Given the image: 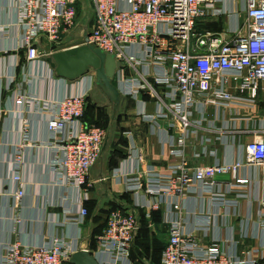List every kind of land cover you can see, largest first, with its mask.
Wrapping results in <instances>:
<instances>
[{
	"label": "crops",
	"instance_id": "0c3cea01",
	"mask_svg": "<svg viewBox=\"0 0 264 264\" xmlns=\"http://www.w3.org/2000/svg\"><path fill=\"white\" fill-rule=\"evenodd\" d=\"M216 7L221 12L211 11L197 19V32L221 34L226 39L247 33L241 27L247 16L245 1L219 2ZM78 33L74 36H80ZM58 42L65 43V47L82 43L77 39ZM21 43L14 0H0V264L11 242L49 245L55 237L65 241L72 254L89 249L101 264H159L172 219L180 222L184 233L194 235L200 249L217 242L230 255L264 264V229L257 221L259 201L264 198V169L249 165L245 150L253 139L254 125L264 126V84L252 98L249 89H241V82L229 76L227 90L236 99L228 106H204L199 98L190 117L193 125L185 146L189 166L242 165L236 178L232 173L217 174L218 184L211 191L195 185L177 199L175 207L176 197L150 195L144 188L129 189L127 180L138 169L148 167L157 173H172L181 160L174 153L178 148L175 140L183 132L180 122H173L170 116H157L156 99L143 91L125 96L114 114L105 95L93 98L96 78L92 82L90 72L69 80L51 68L45 58L62 47L42 35L35 44L48 55L28 62ZM138 48L129 51L137 52ZM165 68L152 65L140 66L139 70L153 77ZM135 78L138 74L127 67L114 82L122 92ZM157 89L167 90L164 86ZM67 94H85L95 105L96 115L103 120L109 115L105 120V146L89 175V198L83 204L88 214L83 222H79L81 192L53 167L61 151L53 144L48 128L55 101ZM17 174L25 189L18 199ZM239 178L248 179V183L230 190L228 183ZM137 201H158L159 208L141 207ZM115 210L135 213L138 218L130 253L118 258L103 251L97 241ZM67 263L72 264L70 259Z\"/></svg>",
	"mask_w": 264,
	"mask_h": 264
},
{
	"label": "built area",
	"instance_id": "2783aa9c",
	"mask_svg": "<svg viewBox=\"0 0 264 264\" xmlns=\"http://www.w3.org/2000/svg\"><path fill=\"white\" fill-rule=\"evenodd\" d=\"M82 1L14 0L22 31L21 47L26 50L28 62L39 60L48 55L35 44L40 36L56 43L78 30L81 44H93L121 61L123 67L118 69L116 78L123 76L127 67L138 74L140 79H132L129 88L121 92L124 97L143 91L156 99L157 116H170L173 122H180L183 132L175 140L178 148L174 153L181 160L172 173H157L153 167L138 169L127 180L129 189L144 188L150 195H172L178 207L177 199L195 185L211 191L218 184L217 174L232 173L236 178L240 162L191 167L185 158V146L193 125L190 117L199 98L204 106H228L236 99L227 90L229 76L241 82V89H249L252 98L256 97L260 84H264V0H243L247 16L241 27L247 33L232 39L196 31L199 17L211 11L221 12L216 4L230 0H89L94 7V21L87 37H84L86 27L79 19ZM132 47H139L138 51L131 53ZM152 65L166 68L153 77L139 70L140 66ZM90 73L94 82L96 72ZM158 86L167 90L161 92ZM86 98L85 94H67L58 99L48 120L52 142L61 151V158L54 161L53 167L81 192L79 222L88 214L83 204L89 198L90 171L100 158L108 135L106 128L84 121ZM252 130L253 139L245 145L246 162L264 169V126L254 125ZM14 179L19 183L15 192L18 199L25 189L19 182L20 175ZM246 183L248 179L239 178L228 183V187L231 190ZM137 205L159 208L158 201H137ZM257 221L264 229V198L259 201ZM137 222L135 213L113 211L97 238L99 247L117 258L129 255ZM170 223L169 240L159 264H253L226 253L217 242L200 249L194 235L184 233L177 219ZM71 254L69 245L59 237L49 245L14 241L5 248L3 264H68Z\"/></svg>",
	"mask_w": 264,
	"mask_h": 264
},
{
	"label": "water",
	"instance_id": "95a60500",
	"mask_svg": "<svg viewBox=\"0 0 264 264\" xmlns=\"http://www.w3.org/2000/svg\"><path fill=\"white\" fill-rule=\"evenodd\" d=\"M87 34L88 28L86 27L84 37H87ZM55 44L62 48L45 59L56 74L69 80H75L85 76L90 70H94L96 85L112 104L114 114H117L125 101V97L114 82L118 69L123 67L121 61L116 60L113 54L106 53L93 44H78L70 47H65L63 42ZM70 262L72 264H101L99 258L89 249H79L74 252Z\"/></svg>",
	"mask_w": 264,
	"mask_h": 264
},
{
	"label": "rangeland",
	"instance_id": "374dc122",
	"mask_svg": "<svg viewBox=\"0 0 264 264\" xmlns=\"http://www.w3.org/2000/svg\"><path fill=\"white\" fill-rule=\"evenodd\" d=\"M79 19H80L81 24L85 25L87 28H91L93 21H94V7L92 3H90L89 0L82 1L81 6L79 7ZM76 33L79 34L78 30L76 31ZM74 34L75 33L64 36L63 40L77 39V41L81 42L80 36L77 35V37H75ZM92 95H93V98L97 100L99 99V97L103 98L105 94L102 92V90L97 85H95L94 90L92 91ZM108 118H109V115L104 120H101V122L106 124L105 120L107 121Z\"/></svg>",
	"mask_w": 264,
	"mask_h": 264
},
{
	"label": "trees",
	"instance_id": "16d2710c",
	"mask_svg": "<svg viewBox=\"0 0 264 264\" xmlns=\"http://www.w3.org/2000/svg\"><path fill=\"white\" fill-rule=\"evenodd\" d=\"M86 100H87V105H86L85 113H84V121L87 124H96L98 126L106 128L105 127L106 124L101 122V120H103L101 115L100 114L96 115V107L93 104L91 98L87 97ZM106 225H107V222H106ZM106 225H105V227H106ZM105 227H104V229H105Z\"/></svg>",
	"mask_w": 264,
	"mask_h": 264
}]
</instances>
